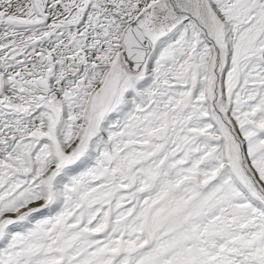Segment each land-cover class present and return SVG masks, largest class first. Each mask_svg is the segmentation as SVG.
<instances>
[{
	"label": "snow or ice",
	"instance_id": "obj_1",
	"mask_svg": "<svg viewBox=\"0 0 264 264\" xmlns=\"http://www.w3.org/2000/svg\"><path fill=\"white\" fill-rule=\"evenodd\" d=\"M0 264H264V0H0Z\"/></svg>",
	"mask_w": 264,
	"mask_h": 264
}]
</instances>
